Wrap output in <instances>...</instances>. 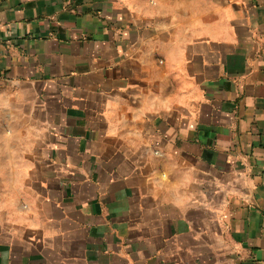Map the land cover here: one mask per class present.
<instances>
[{
    "label": "crops",
    "instance_id": "0c3cea01",
    "mask_svg": "<svg viewBox=\"0 0 264 264\" xmlns=\"http://www.w3.org/2000/svg\"><path fill=\"white\" fill-rule=\"evenodd\" d=\"M0 264H264V0H0Z\"/></svg>",
    "mask_w": 264,
    "mask_h": 264
}]
</instances>
